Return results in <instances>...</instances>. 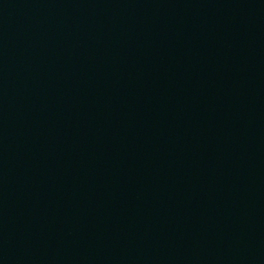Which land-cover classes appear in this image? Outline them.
<instances>
[{
	"label": "water",
	"instance_id": "water-1",
	"mask_svg": "<svg viewBox=\"0 0 264 264\" xmlns=\"http://www.w3.org/2000/svg\"><path fill=\"white\" fill-rule=\"evenodd\" d=\"M0 264H264V0H0Z\"/></svg>",
	"mask_w": 264,
	"mask_h": 264
}]
</instances>
